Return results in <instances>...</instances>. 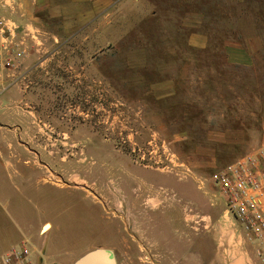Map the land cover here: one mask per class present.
<instances>
[{
    "label": "rangeland",
    "instance_id": "374dc122",
    "mask_svg": "<svg viewBox=\"0 0 264 264\" xmlns=\"http://www.w3.org/2000/svg\"><path fill=\"white\" fill-rule=\"evenodd\" d=\"M89 23L74 64L91 109L75 114L59 75L37 94L33 140L16 144L31 186L0 173V248L20 225L51 264L98 247L116 264H239L214 238L229 229L210 176L264 142V0H113Z\"/></svg>",
    "mask_w": 264,
    "mask_h": 264
},
{
    "label": "crops",
    "instance_id": "0c3cea01",
    "mask_svg": "<svg viewBox=\"0 0 264 264\" xmlns=\"http://www.w3.org/2000/svg\"><path fill=\"white\" fill-rule=\"evenodd\" d=\"M112 2L113 0H12L10 2L7 9L20 26L19 34L23 36L28 54L20 59L18 68L0 74V142L9 143L5 148L0 149V173L9 184H15L17 179L21 185L29 184L31 186L30 174L33 168L26 167L24 163L18 161V159L23 161L28 157V152L17 149L16 144L17 141L33 140L29 129H32L35 123L30 116L29 107L32 108L38 103L37 94L39 92L40 94L48 93V83H51L54 76L59 75L64 81L67 80V87L76 90L77 96L73 99L72 107L75 114L80 115L81 109H91L92 101L90 100H93L94 83L87 80V72L89 74L91 70L85 66H82V69L80 64H74L80 62L82 57L79 52L80 31L82 26L86 28L90 25L92 15L103 12ZM1 6L0 0V8ZM4 8L6 9L5 6ZM38 12L51 15V17L67 15V19L58 23L55 20H50L48 16V20L32 16ZM83 57H85L84 61L88 62L94 59V56L89 54H85ZM70 80L71 82H69ZM65 86L66 84H64ZM81 88L86 90L82 91L84 94L82 98ZM40 101L42 104H46L47 97L45 96L43 99L41 96ZM91 138L89 136L86 139L91 140ZM11 144L12 147H10ZM23 188L27 189V186ZM217 207L220 212L214 218V222H219L220 219L228 221L226 227L229 230L224 231V228L220 226L219 232L214 237L217 238V244L223 246V254L227 250L228 254L238 255L239 264H262L256 255L255 244L245 240L236 228L235 222L224 214L220 205ZM217 227L219 228V226ZM17 230L22 233L18 243L23 240L27 241L38 262L42 258L44 264H51L52 261L49 262L50 254L45 255L42 246H39V243L32 237L23 233L22 226L18 225ZM14 244L8 243L1 247V254ZM86 252L88 251L74 250L67 254L75 257L73 259L76 261ZM195 252L199 255L202 254V250L198 248ZM240 258L243 263L239 260ZM55 259L59 260L57 254H54L53 260Z\"/></svg>",
    "mask_w": 264,
    "mask_h": 264
},
{
    "label": "built area",
    "instance_id": "2783aa9c",
    "mask_svg": "<svg viewBox=\"0 0 264 264\" xmlns=\"http://www.w3.org/2000/svg\"><path fill=\"white\" fill-rule=\"evenodd\" d=\"M20 26L0 15V74L19 67L28 54ZM215 195L223 204L245 240L255 244L264 264V142L215 171L210 176ZM0 264H38L27 241L23 240L0 254Z\"/></svg>",
    "mask_w": 264,
    "mask_h": 264
},
{
    "label": "water",
    "instance_id": "95a60500",
    "mask_svg": "<svg viewBox=\"0 0 264 264\" xmlns=\"http://www.w3.org/2000/svg\"><path fill=\"white\" fill-rule=\"evenodd\" d=\"M74 264H116V259L110 249L98 247L86 252Z\"/></svg>",
    "mask_w": 264,
    "mask_h": 264
},
{
    "label": "trees",
    "instance_id": "16d2710c",
    "mask_svg": "<svg viewBox=\"0 0 264 264\" xmlns=\"http://www.w3.org/2000/svg\"><path fill=\"white\" fill-rule=\"evenodd\" d=\"M230 162H231V161H230ZM230 162H228L227 164H229ZM227 164L221 166L220 168H216V169L219 170V169L223 168L224 166H226ZM216 169H214V170H216ZM212 172H213V171H212ZM211 184L213 185V189H214V192H215V186H214L213 183H211ZM222 206H223V204H222Z\"/></svg>",
    "mask_w": 264,
    "mask_h": 264
}]
</instances>
